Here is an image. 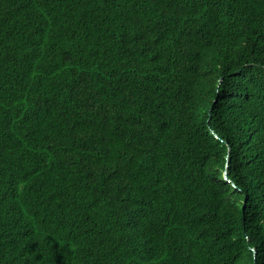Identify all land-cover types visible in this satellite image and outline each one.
Instances as JSON below:
<instances>
[{"label": "trees", "instance_id": "16d2710c", "mask_svg": "<svg viewBox=\"0 0 264 264\" xmlns=\"http://www.w3.org/2000/svg\"><path fill=\"white\" fill-rule=\"evenodd\" d=\"M0 264H264V0H0Z\"/></svg>", "mask_w": 264, "mask_h": 264}, {"label": "bare ground", "instance_id": "6f19581e", "mask_svg": "<svg viewBox=\"0 0 264 264\" xmlns=\"http://www.w3.org/2000/svg\"><path fill=\"white\" fill-rule=\"evenodd\" d=\"M248 119V118H247Z\"/></svg>", "mask_w": 264, "mask_h": 264}]
</instances>
